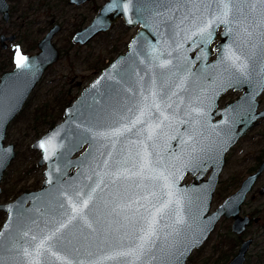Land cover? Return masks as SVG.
Wrapping results in <instances>:
<instances>
[{
	"label": "water",
	"instance_id": "1",
	"mask_svg": "<svg viewBox=\"0 0 264 264\" xmlns=\"http://www.w3.org/2000/svg\"><path fill=\"white\" fill-rule=\"evenodd\" d=\"M221 8L218 0H108L74 34L72 42L83 46L119 21L139 27L127 51L32 144L40 154L37 168L44 167L43 182L39 190L0 204L6 215L0 264H187L220 218H234L233 229H244L248 219L238 217L240 206L264 161L235 194L214 212L211 208L227 153L264 116L257 113L264 91V4L237 0L226 20L217 19ZM8 10L7 0H0L4 21ZM57 31L53 27L37 53L26 56L28 69H18L14 58V68L0 77V194L15 158L14 146L5 145L7 128L58 62L52 44ZM230 90L242 95L216 111L220 96ZM216 116L219 121H213ZM116 129L121 135H99ZM145 154L150 164L141 169ZM117 171L121 178L114 176ZM188 175L193 182L185 184ZM92 190L84 219H72L75 194L84 200ZM165 204L143 254L121 255L141 242ZM54 233L49 251L37 249ZM247 245L228 264H244Z\"/></svg>",
	"mask_w": 264,
	"mask_h": 264
},
{
	"label": "rangeland",
	"instance_id": "2",
	"mask_svg": "<svg viewBox=\"0 0 264 264\" xmlns=\"http://www.w3.org/2000/svg\"><path fill=\"white\" fill-rule=\"evenodd\" d=\"M49 1L51 2L52 0ZM105 1L106 0H94L95 3L87 5L86 7L74 9L72 13H70L71 9L68 8L66 11L67 15H65L64 18L60 17L61 21L59 23H61L62 20L64 21V19L66 22H63V30L55 38L54 42L60 48H64L67 54L59 63L50 67L44 73L41 81L27 99L22 111L7 128L5 145L12 144L14 146L15 158L5 171L1 182L0 204L13 201L25 191L38 190L42 185L44 167L41 169L36 167L40 159V154L32 149V144L43 136L50 127L44 124L35 127L36 124L33 121L34 112L40 110L41 106L43 107L44 105L49 115H51V113L54 115L57 114L53 120L56 121V124L60 123L64 110L63 108V110L59 112L60 101L65 99L72 104L81 94L82 90L88 86L104 68H106L118 55L127 51L131 38L136 34L135 28L126 27L122 21H120L110 32L94 38L86 47H71L69 39L73 31H75L76 28L89 24L93 16H95L94 8L99 7ZM14 3L16 6L18 4L19 11L23 13L24 9L29 8L28 5L32 6L34 10L37 5V0H34L32 3L28 0H14ZM80 13L86 15L84 21L77 16ZM44 14L45 11L43 10H40L38 13L34 11L29 12V14H27V20H25L27 26H24L20 32L17 31L18 25L17 27L15 25L16 22L19 24L17 21L18 15L15 14L13 16L8 28L0 18V30L6 27L9 34L18 32L20 35H24V37L27 38L26 45L29 43L31 44L33 41L37 42L47 31L45 20L48 19V15L42 16ZM72 14H74V18H71ZM35 19V24L29 26V23L34 22ZM47 23H49L48 20ZM41 29L42 31L40 32ZM20 43L19 38L12 43H7V50L4 51L0 49V77L3 72H7L9 69L12 70L14 68V62H9V60H12V56L16 55L17 48L22 52L24 51L25 48ZM237 95L238 94L235 93L227 94L223 98V103L221 105L235 99ZM263 125L264 124H262L261 127ZM261 127L243 139L235 149H231L228 152L226 159L229 157V163L226 166L227 162H225L223 171L220 175L221 182L225 183L228 180V177H230L235 167L237 171H239L238 175L244 178L246 169L253 165L254 158L257 157L256 154L264 151V137L262 136L264 132H261L264 131V128L260 131L259 129H262ZM260 132L262 134H260ZM242 158H245V160H242ZM187 180L188 182L191 181L189 178H187ZM262 186H264V175L255 189H259ZM228 194L229 191L220 199L216 197V195L213 196L212 212L223 202L225 196ZM256 196L258 197L257 193ZM259 204L264 206V196L260 198ZM5 217L6 215L0 212V228ZM228 227L229 222L227 221H221L217 224L203 246L192 253L191 262H187V264H213L218 257L216 254L217 252L212 251L213 246L217 241L225 238L229 230ZM255 243L256 245L253 246L249 254L250 258L252 257L250 260L251 264L255 263L254 256L257 252L260 250L264 251V233H262L260 238L255 240ZM224 251L227 253L228 250L226 247L221 250V252Z\"/></svg>",
	"mask_w": 264,
	"mask_h": 264
},
{
	"label": "flooded vegetation",
	"instance_id": "3",
	"mask_svg": "<svg viewBox=\"0 0 264 264\" xmlns=\"http://www.w3.org/2000/svg\"><path fill=\"white\" fill-rule=\"evenodd\" d=\"M28 1L30 3H32L34 0H28ZM106 1H108V0H106ZM69 2H70V0H52L51 2L49 0H47V1L37 0V5L35 6L34 10H33L32 6L28 5L29 8H26V9L23 8L24 11L22 13L21 11H19L20 9H19L18 4H17V6L15 5L14 0H7L8 6H9V10H8L9 18H8V21H4L2 19V16L0 15L1 21L4 23V25H6L7 28L9 26V23L11 22L13 16L16 14V15H18L17 21L19 22V24H17V22H16L15 25H16V27L18 25V28H17L18 30L17 31L20 32L23 29L24 26H27V24H26L27 22L25 20H27V14H29V12H31V11H34V12H37V13L40 10L45 11V14L42 15V16H47L48 15L47 16V18H48L47 20H48L49 23H47V20H45L47 31L43 34L42 38L39 41H37V42L33 41L31 44L29 43L27 45H26L27 38L24 37V35L22 36L18 32L15 33V34L14 33L13 34H9V31H7V28L3 27L4 29L0 30V49L4 50V51L7 50V48H8V44L7 43H12L13 41H15V40L20 38V42H21L20 44H22L24 46V48H25L23 52L21 51L22 54L24 56L33 55V54L37 53V51H38V49H37L38 43L44 38V36L53 27L57 26L58 27V31L55 33V35L52 38V44L59 51V59H58V62H57V63H59L62 58L66 57V54H67L66 50L64 48H60L54 42L55 38L63 30V22L64 21L66 22V20L64 19V21L62 20V22L59 23L61 21V18H64V16L67 15L66 11H67L68 8L71 9L70 13H72L74 9H79V8H82V7H86L87 5H90L92 3H95L94 0H87L84 3L78 4V5H75V4L71 5ZM103 4H101L99 7H95L94 8L95 15H96L97 11L99 10V8ZM77 16L83 21L86 18V15L83 14V13H80ZM71 18H74V14L71 15ZM35 21H36V19L34 20V22L29 23V26L34 25ZM38 22H40V21H38ZM86 26L76 28L75 31H73V34H72V36L69 39L71 47H78V48L86 47L87 45H89L91 43V41H90L86 45L81 46L79 44H74L72 42V38H73L74 34L77 31L81 30L82 28H84ZM138 29H139L138 26L135 27L136 33H137ZM41 31H42V29L40 30V32ZM101 35H105V34H99L98 36H101ZM98 36H96V37H98ZM56 64H54L53 66H55ZM53 66H51V67H53ZM9 71H11V70L9 69ZM3 73H5V72H3ZM229 93H235V94H238V95H237V97L235 99L231 100L230 102H227L224 105H221L223 103V98ZM241 95H242V92L233 91V90H230V91L226 92L225 94L221 95L220 98H219V101H218V106H217L216 111L221 110V109L225 108L227 105L236 102ZM257 103H258L257 113L261 114V113L264 112V91L257 98ZM261 117H263V118H258L255 121L254 125L241 138H239V140L236 142L234 147L231 148V149H235L243 139H245L253 131L258 130V128H260L261 125L264 124V116H261ZM219 120H220V116H216L213 119V121H219ZM261 128L262 129H259L260 131L263 130L264 125ZM261 132L263 133L264 131H261ZM261 132H260V134H262ZM262 136L264 137V134H262ZM263 152L264 151H261L258 154H256L257 157L254 158L253 165H251L250 167H248L246 169V175H245L244 178H241L238 175L239 171H237L236 167L233 169L232 173L230 174V177H228V180L225 183L221 182L220 178H219L217 187H216L215 192H214V196L216 195V197H218L220 199L226 194L227 191H229V194L226 195L224 200H223V202H224L228 197H230L231 195L235 194L240 189V187H241L242 183L244 182V180L246 178H248L249 176L255 174L258 171L261 163L264 161V153ZM242 160H245V158H242ZM225 162H227V164H226V166H227L228 163H229V157H227ZM263 175H264V170L256 178V180H255L250 192L247 194L244 202L240 206L238 217L240 219H245V218L248 219V223L244 227V229L242 231H240L239 228H237V227L233 229L234 223H235V219L234 218L222 217L217 222V224H219L221 221L229 222V227H228L229 230H228L227 235H225V238L224 239H220V241H217V243L213 246V250L212 251L213 252H217L216 254L218 255V257L213 262V264H228L231 260H233L238 255V253L241 250L242 246L244 244H246V243H248V245H247L248 247H247L245 255H244V264H251L250 260H251L252 257L250 258V255H249L250 252H251V249L253 248V246L256 245L255 240L257 238H260L262 233H264V206L259 204L260 198L264 196V186H262L259 189H255L256 185L260 182V180L262 179ZM187 178H189L191 181L188 182ZM192 182H193V179L189 175L186 176V178L183 180V183H185V184H190ZM35 191H37V190H35ZM25 192H31V191H25ZM256 193L258 194V197H260V198H258L256 196ZM223 202H221L218 206H220ZM217 224L215 225V227L217 226ZM224 247L227 248V250H228L227 253H226V251L221 252L222 248H224ZM220 252H221V255H220ZM263 260H264V251L260 250L254 256V262H255L254 264H263L264 263Z\"/></svg>",
	"mask_w": 264,
	"mask_h": 264
},
{
	"label": "snow or ice",
	"instance_id": "4",
	"mask_svg": "<svg viewBox=\"0 0 264 264\" xmlns=\"http://www.w3.org/2000/svg\"><path fill=\"white\" fill-rule=\"evenodd\" d=\"M218 2L222 5V8H221L220 16H218L217 19L226 20L233 13V5L237 2V0H218ZM259 2L261 4H264V0H259ZM204 27L206 28L207 25H205ZM15 63L17 65L18 69H28L31 66L29 63V58L24 56L19 48L16 49ZM137 122H139L138 119L136 121H129V123H137ZM126 130L127 129H125V131ZM99 135H101L104 138H111V137L121 135V130L116 129L112 133H100ZM149 138H151L150 135H149ZM49 143H50V141H49ZM40 147L44 148L45 145L41 144ZM149 164H150V162L147 159V154H145V156L143 158V162L141 164V169L149 167ZM121 175L122 174L119 171L114 173V176L116 178H121ZM93 191L94 190L86 193L87 199H84V200H79V192H77L75 194L77 196V203H74L72 205V212L68 213V215L72 219H79V220L84 219V215H85L84 208L88 205L89 201L91 199H93ZM168 207H169V204H165L162 208L158 209L155 214H153L150 222L148 223V227L146 229L145 235L143 237H141V242L138 243L135 246V248L132 249L131 251L121 253V255H123V256H132V255L139 256V255L143 254V252L145 251V246L147 244H149L151 239L156 236V225L158 223L157 217L161 213H163L164 210ZM72 213H76V216H72ZM85 223H86V221H85ZM177 223H183V219L178 218ZM64 226H65V224H64V221L62 220L60 222V227H64ZM88 227L91 228V225L89 224ZM56 231H59V229H57ZM55 238L56 237H55V233H54L52 237L42 239V241L37 245V249H44L45 251H49L51 249V245L48 244V239H55ZM39 254H40L39 251H37V255H39Z\"/></svg>",
	"mask_w": 264,
	"mask_h": 264
},
{
	"label": "trees",
	"instance_id": "5",
	"mask_svg": "<svg viewBox=\"0 0 264 264\" xmlns=\"http://www.w3.org/2000/svg\"><path fill=\"white\" fill-rule=\"evenodd\" d=\"M13 62V56H12V60H9V62ZM71 102H67L65 99L60 101V106H59V112L63 110V108L65 109L66 106L70 105ZM44 107V108H43ZM43 107L41 106L40 110H36L34 112V116H33V121L35 122L36 126H41L42 124L47 125L49 127H53L54 125H56V121L53 120L54 117L57 115H54L51 113V115H49L47 112L48 110H45L46 106L43 105ZM43 108V110H42ZM64 111V110H63ZM61 119V118H60ZM191 257L189 258L188 262H191Z\"/></svg>",
	"mask_w": 264,
	"mask_h": 264
}]
</instances>
